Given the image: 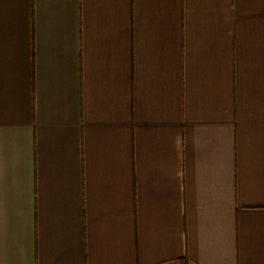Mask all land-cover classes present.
Wrapping results in <instances>:
<instances>
[{
	"label": "crops",
	"instance_id": "crops-1",
	"mask_svg": "<svg viewBox=\"0 0 264 264\" xmlns=\"http://www.w3.org/2000/svg\"><path fill=\"white\" fill-rule=\"evenodd\" d=\"M0 264H264V0H0Z\"/></svg>",
	"mask_w": 264,
	"mask_h": 264
}]
</instances>
